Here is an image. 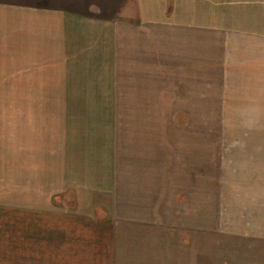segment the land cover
<instances>
[{"label": "rangeland", "instance_id": "374dc122", "mask_svg": "<svg viewBox=\"0 0 264 264\" xmlns=\"http://www.w3.org/2000/svg\"><path fill=\"white\" fill-rule=\"evenodd\" d=\"M42 1L4 0L0 264H264V0L221 1L238 3V39L205 74L180 64L163 80L147 71L148 78L110 82L89 64L69 70L78 52L54 40L47 17L28 14V4ZM67 87L138 88L148 94L132 103L164 110L41 111L35 105L43 97L29 95ZM92 131L100 135L99 159L115 150L117 164L126 151L134 168L157 180L144 213L114 224L107 213L85 221L81 212L74 217L71 196L36 197L35 172L50 158H33L27 139L40 137L39 154L46 147L43 154L56 160Z\"/></svg>", "mask_w": 264, "mask_h": 264}, {"label": "crops", "instance_id": "0c3cea01", "mask_svg": "<svg viewBox=\"0 0 264 264\" xmlns=\"http://www.w3.org/2000/svg\"><path fill=\"white\" fill-rule=\"evenodd\" d=\"M221 1L227 0H43L37 6L28 4L27 10L29 16L47 17L53 32L57 33L54 40L71 53L78 52L74 56L69 54L72 57L66 63L74 64V69L69 70H84L83 65L89 64L92 70L105 75L109 82L117 78H148L145 76L147 71L157 73L156 79L163 80L162 74L177 69L180 64H187L191 74H205L213 62H222V55L224 58L228 47H236L238 3L234 5L229 1L222 4ZM3 26L4 0H0V30ZM212 57H215L214 61ZM76 65L79 67L75 68ZM197 65L200 68H196ZM2 73L0 69L3 79ZM29 92V95L43 97L35 105L41 111L164 110L158 104L150 105L152 108L148 109L149 104L132 103L131 96L141 97L148 93L131 87L109 91L39 88L29 89ZM245 95H251L250 89L245 91ZM52 97L60 98L54 100ZM97 133H83L82 142L77 136L72 147L63 148L61 157L56 160L43 154L46 147L39 154L37 144L45 143L40 137L35 135L27 139L30 143L28 151L34 153L33 158L43 155V158H50L43 165L44 169L35 172L39 189L36 197H42L44 191H48L50 202L53 196L65 199L71 196L73 204L72 200L68 203L74 205L73 211H77L74 217L79 218L81 212L85 221L93 219V216L96 220L107 213L109 218L112 216L114 224L116 217L119 221H126L132 214H137L133 213L137 209L144 213L149 205L153 206L157 180L148 179L145 168H134L126 151L119 155L118 167L115 150L108 152V159H99L101 142ZM112 137L114 139V135ZM105 160H108L107 164ZM43 207L49 206L45 204ZM142 215L139 214L140 217Z\"/></svg>", "mask_w": 264, "mask_h": 264}]
</instances>
